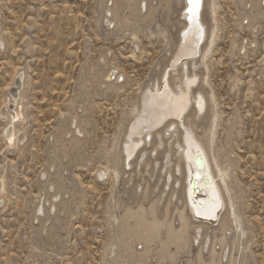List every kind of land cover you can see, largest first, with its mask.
I'll list each match as a JSON object with an SVG mask.
<instances>
[{
	"label": "rangeland",
	"instance_id": "374dc122",
	"mask_svg": "<svg viewBox=\"0 0 264 264\" xmlns=\"http://www.w3.org/2000/svg\"><path fill=\"white\" fill-rule=\"evenodd\" d=\"M101 1L0 0V185L5 180L9 198L3 208L0 197V264H121L123 238L114 204L123 177L98 173L116 169L114 155L141 89L170 44L155 28L154 38L141 35V62L132 60V43L127 36L122 40L130 32L107 28ZM218 3L221 36L209 69H203L220 115L214 153L227 168L242 264H264V2L257 9L240 0ZM105 53L125 77L118 86L126 85L119 96L92 89L91 124L86 135L77 134L85 139L82 160L67 174L77 191L74 204L39 233L44 218H34L33 210L41 201L48 144L60 121L68 131L82 113L78 82L92 76ZM24 73L25 88L19 90L17 79ZM20 93L25 121L14 123L16 144L10 148L5 136ZM194 253L191 247L181 262Z\"/></svg>",
	"mask_w": 264,
	"mask_h": 264
},
{
	"label": "bare ground",
	"instance_id": "6f19581e",
	"mask_svg": "<svg viewBox=\"0 0 264 264\" xmlns=\"http://www.w3.org/2000/svg\"><path fill=\"white\" fill-rule=\"evenodd\" d=\"M104 1L107 28L130 32L122 40L127 36L131 41L132 60H141L137 56L138 51L145 54L144 46H140L141 35L152 39L155 28L157 36L168 37L170 44L141 89L138 106L131 114L134 123L130 125L132 119L127 123L114 155L116 169L108 167L98 173L101 178L109 172L111 178L118 173L123 177L122 190L114 204L123 238L121 264H149L150 260L151 264H242L241 236L234 232L238 222L226 180L227 168L220 166L214 153L220 115L213 105L215 95L206 89L209 75L203 71L209 69L207 60L221 36L218 0H200L198 25L194 20L189 24L188 0H111L110 6V0L101 2ZM263 2L240 0L243 7L254 9ZM113 64L105 53L92 76L81 77L78 95L82 113L74 117L68 131L60 121L48 144V162L41 175V201L33 210L34 218H44L39 233L49 229V221L69 213L74 204L77 191L67 174L69 167L82 158L85 139L77 134L86 135L90 127L92 89L97 88L105 97L112 93L119 96L126 85L118 86L125 77ZM164 82L162 94H151L146 101L145 95L154 89L158 92ZM25 84L24 73L17 79L19 90ZM22 96L17 94L13 100V123L5 136L10 148L16 144L14 123L25 121ZM198 155L203 156L207 169L196 165ZM204 178L209 182L202 181ZM192 181H196V194L192 192ZM0 197L4 208L9 203L5 180L0 185ZM195 215L215 223L199 221ZM134 246L141 249L135 251ZM191 247L195 248L194 256L181 262Z\"/></svg>",
	"mask_w": 264,
	"mask_h": 264
},
{
	"label": "water",
	"instance_id": "95a60500",
	"mask_svg": "<svg viewBox=\"0 0 264 264\" xmlns=\"http://www.w3.org/2000/svg\"><path fill=\"white\" fill-rule=\"evenodd\" d=\"M199 2H200V0H199ZM190 5V4H189ZM200 5V4H199ZM188 9H189V7H188ZM198 11H200L199 10V7H198V9L196 10V16H195V18L193 19H191V14L189 13L188 14V17H187V19L189 20V24H190V21H193L194 20V22H195V24L196 25H198L199 23V20H198V18H199V13H198ZM188 12V11H187ZM182 62V60H180V63ZM169 69V68H168ZM113 78V76H111L110 75V77H109V80H111ZM120 80H122V78H120ZM163 87H166L165 86V82L163 83V85H162V88L158 91V92H156L155 91V89L153 90V92H155L156 94H158L159 95V92H161L162 91V89H163ZM152 92V93H153ZM152 93H147L146 95H145V100L148 98V97H150L151 96V94ZM147 101V100H146ZM130 139V138H129ZM196 165L199 167V168H202V169H204V167H205V169H207V167L205 166V163H204V161H203V156L202 155H198L197 156V158H196ZM127 169H129V167H127ZM198 179H200L201 180V178L199 177V175H198V177H197ZM202 181H207V182H209V180L208 179H202ZM191 188H192V192L194 193V194H196V191H197V189H196V181H192V184H191ZM194 202H197V200H195ZM195 218L197 219V220H199V221H207V222H209V223H212V224H214L215 223V221H213V220H210V219H204L203 217H199V216H197V215H195Z\"/></svg>",
	"mask_w": 264,
	"mask_h": 264
},
{
	"label": "snow or ice",
	"instance_id": "6c2138e0",
	"mask_svg": "<svg viewBox=\"0 0 264 264\" xmlns=\"http://www.w3.org/2000/svg\"><path fill=\"white\" fill-rule=\"evenodd\" d=\"M190 4L189 12L192 14V18L194 19L196 16V10L199 7V0H188Z\"/></svg>",
	"mask_w": 264,
	"mask_h": 264
}]
</instances>
